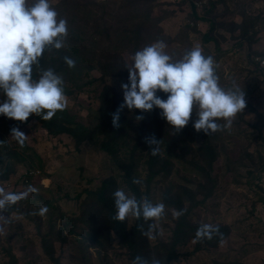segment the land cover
<instances>
[{"label":"rangeland","instance_id":"obj_1","mask_svg":"<svg viewBox=\"0 0 264 264\" xmlns=\"http://www.w3.org/2000/svg\"><path fill=\"white\" fill-rule=\"evenodd\" d=\"M179 1L157 0L149 14L150 28L169 34L171 41L141 38L135 51L119 49L131 75L103 76L100 80L96 61L79 67L68 65L65 71L50 77L52 86L65 92L55 91L58 88L48 91L47 86V94L41 97L31 85L13 90L18 99H12L6 91L15 82L18 68L31 65L27 50L13 51L11 41L0 37V118L6 125L14 124L17 131L13 135L3 128L0 135L20 155L14 160L0 143V263L13 256L15 264H53L39 239V234L52 225L53 239L46 248L58 264H132L117 238L109 246H95L87 217L81 212L88 203L87 190L112 178L122 202L120 215L126 227L132 224L134 195L125 189L116 160H127L125 153L139 137L142 144L135 153L133 174L134 184L142 193L140 206H148L147 213L153 220L146 235L148 243L166 241L170 236L175 213L161 208L162 191L177 186L196 190L197 184H204L205 189L195 195L200 203L189 216L201 225L227 226L228 233L215 244L198 248L191 238L177 247L178 256L172 264H211L231 259L241 264H264V65L257 63L264 59V0H224L215 5L207 15L215 23L209 33L214 41L205 42L201 35L209 30V22L190 19L187 1L202 15L208 0ZM198 1L200 6L195 4ZM116 2L117 29L121 17L128 13L118 9L120 0ZM2 3L3 17H11L12 1ZM251 17L258 19L252 24L248 21ZM33 22L29 27L37 29L39 21ZM251 24L253 27L241 39L242 27ZM40 49L46 59L55 58L52 50ZM12 52L10 59L8 54ZM197 57L200 60L194 63ZM189 68L195 85L189 87L188 97L180 99L178 93H171L152 106L142 104V125L133 112L141 102L140 85L164 84ZM102 84L114 90L121 115L126 118L124 138L114 139L111 152L100 148L104 137L96 130L79 142L58 130L47 133L31 110L22 112L16 105L29 99L30 105L39 109V116L49 117L65 109L71 121L87 124L97 115L99 106L91 90ZM195 88L201 96L196 102ZM56 107L60 108L55 111ZM182 120L192 124L196 132H180L175 124ZM157 133L172 140V154L167 155L163 167L166 172L150 178L146 185L145 161L151 151L161 153L164 148L158 144ZM20 142L27 149L14 146ZM27 168L33 175L28 183L22 179ZM208 188L212 192L202 198ZM11 202L15 208L6 212ZM59 232L61 240L55 238Z\"/></svg>","mask_w":264,"mask_h":264},{"label":"trees","instance_id":"obj_2","mask_svg":"<svg viewBox=\"0 0 264 264\" xmlns=\"http://www.w3.org/2000/svg\"><path fill=\"white\" fill-rule=\"evenodd\" d=\"M11 1L14 6L11 17H3V12H0V37L5 41H11L15 47L13 51L19 48L27 50L29 54L28 64L31 65L30 67L23 65L18 68L15 82L6 89L12 99H18L17 91L14 93L13 90H19L26 85H31L34 92L40 94L38 95L39 97L47 94L50 89L55 90L58 88L55 91L65 92V89L56 85L52 86L50 77L56 72L65 71L66 67L68 69V65L79 67L81 64L96 61L101 75L100 80H102L103 76H129L132 73L121 59L119 49L130 48L135 51L140 45L141 38L166 43L173 38L163 31L158 29L153 31L150 28L149 14L152 4L157 2V0H120L118 9L126 10L128 15L121 17L122 19L117 29L114 26L119 19L115 18L114 12L117 5L116 0ZM223 1L208 0L207 4H205L206 6H202V8L205 6L202 15H198L194 4L187 1L190 8V19L209 22V30L201 35V39L204 42L214 41V38L209 33L215 23L207 15L215 5L222 4ZM179 2L183 3L185 0H180ZM2 7L3 3L0 0V10H2ZM24 9H26L25 13H23L25 17L21 14ZM257 19V17H251L248 21L253 24ZM34 20L39 21L37 29L29 27L33 25ZM252 24L251 26L245 25L242 27L240 31L241 39L245 32L253 27ZM239 44L240 42L236 45ZM40 46H43L46 50H52L56 54L55 58L46 59L42 55ZM13 53H9L8 57ZM201 55L204 56V54ZM198 60H200L199 57L195 59L194 63H197ZM250 60L253 64L252 57ZM192 63L193 61L190 62V64ZM257 63L259 62L257 61ZM191 71L192 68H189L184 75H174L173 79L161 85H140L139 96H141V102L136 106V109L133 108V112L135 110L134 115L140 119L142 125H145L140 111L142 104L152 106L164 100L171 93H178L176 96L180 99L188 97V94H190L188 92L189 87H194L195 85L189 77V72ZM97 86L91 90L99 101L97 115L93 116L92 121L87 124L71 121L65 109L58 110L49 117L39 116V109L32 107L29 99L19 103L16 102V105H18L19 111L31 110L47 133L53 134L58 130L60 133H67L76 142H79L82 138L89 137L93 130H96L97 133L103 134L104 137L100 143V148L106 152H111L115 149L113 147L116 143L114 139L124 138L123 130L125 127L123 126V121L125 122L126 118L121 115L120 100L115 95L114 90L104 84ZM193 91L196 93L193 95L194 102L199 101L201 96L197 94L196 88ZM59 108L56 107L55 111ZM6 114H4V117H7ZM18 120L15 119L16 122ZM181 123L184 124L183 127ZM175 126L180 128V132H185V135L188 132L190 134L191 130L194 133L196 132L192 124L185 123V120L175 124ZM15 127L14 124L6 125L2 123L0 118V129L4 128L5 133L8 132L15 135L17 132ZM157 134L158 144L164 148L161 153L157 149L151 151L145 161L147 169L146 185L149 184L150 178H155L160 172H166L163 167L166 165L165 161L168 162L167 155L172 154L170 153L172 140L168 137L160 136L159 133ZM0 143L5 145L8 156H12L14 160L20 159L18 152L4 143L2 135H0ZM141 144L139 137L134 139L131 148L125 153L127 160H116L118 162L116 166L122 172L121 177L125 184V189L134 195L133 222L130 226L126 227L125 219L120 215V213H123L122 202L117 196V186L112 178L101 181L96 189L87 190L86 192L85 199L88 201L85 202L88 203L85 207L82 206L81 215L87 217V223L90 226V238L94 241L95 246L103 247L104 244L109 246L112 239L117 238L119 245L125 247L132 264H172L178 256L176 253L177 247L184 245L191 238L194 239V245L198 248L205 244H215L220 238L225 236L228 233L227 226L215 225L211 227L191 220L189 216L190 210L200 203L199 200H195V195L197 191L205 189L203 188L204 184H197L198 188L196 190L177 186L174 189L168 187L162 191L161 208L168 213H170V210L175 213L172 219L170 236L166 241L157 240L153 245L148 243L146 235L152 229L153 220L147 213L148 206L145 204L140 206V195L142 193L134 184L135 178L133 174L135 153L141 149ZM14 146H21L27 149L23 142L14 143ZM6 170L8 172V169ZM32 176L27 168L22 174V179L28 183ZM210 192H212L211 188L205 190L202 193V198L208 197ZM14 208V203L11 202L6 207V212ZM53 233V227L49 225V229L44 234H39V239L42 249L48 254L52 263L58 264V259L53 258L51 251L46 248L53 239ZM55 238L63 239L60 232L57 233ZM15 263L13 256H10L7 261L0 264ZM211 264L241 263L231 259L213 261Z\"/></svg>","mask_w":264,"mask_h":264},{"label":"built area","instance_id":"obj_3","mask_svg":"<svg viewBox=\"0 0 264 264\" xmlns=\"http://www.w3.org/2000/svg\"><path fill=\"white\" fill-rule=\"evenodd\" d=\"M195 4H196L197 6H200V2H198V3L196 2ZM258 62H259V65H260V66H263V65H264V59H262L261 61H258Z\"/></svg>","mask_w":264,"mask_h":264}]
</instances>
